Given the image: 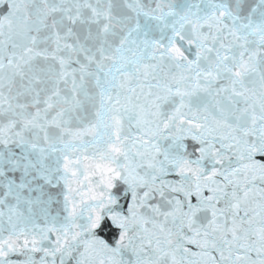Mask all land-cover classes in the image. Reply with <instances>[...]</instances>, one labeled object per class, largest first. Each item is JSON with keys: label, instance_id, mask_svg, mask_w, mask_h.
I'll return each instance as SVG.
<instances>
[{"label": "water", "instance_id": "1", "mask_svg": "<svg viewBox=\"0 0 264 264\" xmlns=\"http://www.w3.org/2000/svg\"><path fill=\"white\" fill-rule=\"evenodd\" d=\"M0 264H264V0H0Z\"/></svg>", "mask_w": 264, "mask_h": 264}]
</instances>
